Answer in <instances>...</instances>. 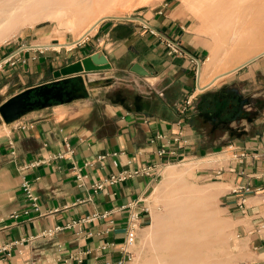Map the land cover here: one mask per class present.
I'll return each instance as SVG.
<instances>
[{
  "label": "crops",
  "instance_id": "0c3cea01",
  "mask_svg": "<svg viewBox=\"0 0 264 264\" xmlns=\"http://www.w3.org/2000/svg\"><path fill=\"white\" fill-rule=\"evenodd\" d=\"M168 41L179 45L180 55L167 48ZM72 48L74 59L65 66L99 52L111 69L78 76L85 83L84 98L23 116L20 121L33 123L32 129L14 130L16 122L0 125V246L12 244L10 256L1 255L0 264H133L122 249L130 210L142 212L147 207L145 197L168 160L222 152L217 143L247 152L242 159L224 160L213 171L222 170L220 180L227 190L224 210L235 223L241 264H264V86L257 82L259 75L264 76V60L232 72L233 83L214 87L221 77L199 91L206 49L184 9L174 2L151 7L132 19L102 21ZM134 65L148 75L132 72ZM12 90L7 97L0 93V102ZM191 95L195 97L191 109L181 113ZM238 97L246 103L243 114L233 121L236 106L231 110L227 106L236 104ZM178 133L183 145L175 157H160L157 151H170V140ZM11 138L16 141L15 157L7 145ZM64 139L74 150L72 158L36 165L61 152ZM100 155H106L104 161L84 168ZM147 166H155L157 172L107 185L97 193L91 190L92 184L110 175ZM75 167L87 176L84 188L77 186ZM24 178L32 182L39 198V212L28 217L23 214L28 203L20 190ZM238 186L251 192L233 194ZM242 197L245 203L240 209ZM12 214H19L18 219H10ZM147 217L142 214L141 227ZM57 227L61 230L51 237H38ZM129 252L133 254V249Z\"/></svg>",
  "mask_w": 264,
  "mask_h": 264
},
{
  "label": "rangeland",
  "instance_id": "374dc122",
  "mask_svg": "<svg viewBox=\"0 0 264 264\" xmlns=\"http://www.w3.org/2000/svg\"><path fill=\"white\" fill-rule=\"evenodd\" d=\"M45 1H47V3L52 2V0ZM140 1L141 0H136L129 5H127V3V6L115 8L116 12L114 13L119 14L120 17H109L103 19L102 21L132 19L140 12L148 10L151 7L161 3L164 4L174 2L175 6H180L184 9L189 22L192 24L193 32L200 36L206 49L200 71H202L207 57H209L215 50L217 51L218 59L221 60V62H217V68L215 67L216 70L218 69L219 72H222L231 67L229 65H231L232 61L227 62L225 58L228 46H220L217 48L216 40L214 39L219 35V30H222V28L205 23L206 18L212 16V13L208 12L206 7H201L202 5L199 6L198 0H151L149 3L139 7L138 3ZM208 1L213 2L214 0ZM256 6L259 8L257 9V12H259L258 17H260V22L256 24L254 31L260 33L259 38L263 39L264 0H259V2L257 0ZM6 7L8 6H4L3 9ZM200 7L202 9H200ZM5 11L7 10L4 9V12ZM4 12L0 10V63H2L0 76H3L1 79L2 82L0 83V93H2L5 97L8 96L10 89H13L11 92H14L52 78V73L54 71L59 70L64 67L67 62L73 60V53L76 49L72 47L76 45L77 42L71 46L68 45H70V43L72 44L73 41L76 40L83 29L91 22L93 17H97L99 16L98 14H100V12L97 11L91 14L89 19L84 20L81 27L72 31L71 28L65 25L66 20L69 19L67 18L69 16L68 14H66L68 16L62 15L58 19L44 17L34 20L33 16H28V14L25 15L22 12H18L19 16H21L19 24L13 25L12 23L1 21L8 17V12ZM233 17L235 21L239 19V15L236 12L233 13ZM25 18L30 19L29 21H34V23L29 24L24 22ZM102 21H100L99 24ZM238 22L239 21L235 22L234 26L236 25L237 27L232 28L231 33L233 31V33L237 32L238 34L244 31L243 28L238 27ZM41 44L68 45L54 49L35 47L36 45ZM31 57H34V59H31ZM263 60L264 55H261L241 67V69L245 70L247 69L246 67L251 66L252 63L261 62ZM39 62H42V65L39 64ZM47 63L50 65L48 69ZM237 71L234 72L236 73ZM233 73L218 80L215 84H213L214 87H222L224 84L233 83ZM210 75L212 76V74ZM210 75L207 76L210 78ZM257 80L261 86H264V76L259 75ZM3 124L4 123L0 120V125L2 126ZM225 144L227 143H217L218 146L216 148L223 146V152H221V149H218L219 151L216 152L210 151L212 153L190 157L185 159L183 162L175 161L160 168L155 185L145 197L148 217L146 223L139 230L136 244L132 248L133 254L131 253V255L133 256V264H155L153 261V239L148 238L146 235L148 233V227L152 224L154 216L164 217L167 215L168 205L165 204V201L163 200L164 195L166 192H172L178 187L175 179H167V172L169 170L183 173V179L189 186L204 190H208L210 187L214 189V192H216L217 195L212 197L210 201V209L217 213V216L222 220V225L225 226L227 231L220 257L227 261L226 264H241V261L243 260L239 253L235 250L237 242L236 234L234 233L235 223L232 221V217L224 210L225 205L223 195L227 192V190L220 179L217 180L211 178L214 175L213 170L217 167L219 168L220 164H222L224 160H228L233 157L231 150H229ZM219 186L222 187L217 189Z\"/></svg>",
  "mask_w": 264,
  "mask_h": 264
},
{
  "label": "bare ground",
  "instance_id": "6f19581e",
  "mask_svg": "<svg viewBox=\"0 0 264 264\" xmlns=\"http://www.w3.org/2000/svg\"><path fill=\"white\" fill-rule=\"evenodd\" d=\"M136 0H0V10L8 12V17L1 20L13 25L19 24L18 12L33 16L34 20L44 17L59 18L68 16L65 25L73 30L82 26L84 20L97 12L99 16L93 17L91 22L83 29L80 35L70 45L41 44L35 47L59 48L63 45L71 46L82 40L99 22L105 18H118L115 8L127 6ZM151 0H141L138 6H143ZM199 6L206 7L212 16L207 17L205 23L221 27L220 33L214 39L216 46H228L226 52L227 62L232 61L229 69L222 72L216 70L218 59L215 50L207 58L203 70L200 72L198 90H202L221 77H224L248 62L264 55V38L254 31L260 22L257 12V0H198ZM259 2V0H258ZM128 3V4H127ZM127 4V5H126ZM4 6H8L3 9ZM200 7V9H202ZM128 8V7H127ZM239 15L238 27L244 31L231 33L237 27L233 13ZM114 13V14H112ZM25 18L24 22L33 24L34 21ZM71 31V30H70ZM263 37V36H262ZM227 65V64H226ZM216 67V68H215ZM223 70V69H222ZM221 71V70H220ZM212 74V76L210 75ZM210 75V78L209 76ZM175 179L177 188L164 195L163 200L168 205L167 215L154 216L152 224L148 227L147 237L153 239V261L155 264H226L220 257L221 249L225 243L227 231L217 213L210 209L212 197L217 195L212 187L208 190L189 186L183 179V173L169 170L167 179ZM219 186L217 189L221 188ZM167 190V189H166ZM164 191V190H163Z\"/></svg>",
  "mask_w": 264,
  "mask_h": 264
},
{
  "label": "built area",
  "instance_id": "2783aa9c",
  "mask_svg": "<svg viewBox=\"0 0 264 264\" xmlns=\"http://www.w3.org/2000/svg\"><path fill=\"white\" fill-rule=\"evenodd\" d=\"M166 46L173 54H175V55L181 54V49H180L179 45L177 43H175L174 41H168L166 43ZM1 67H2V63H0V68ZM94 73H96V72H94ZM194 98H195L194 95H191L185 100V102L182 104V107H181V113H186L189 109H191V107L193 105ZM32 128H33V123L21 122L19 120L16 122V126H15L14 130H17L20 132H25V131H28ZM181 136H182V134L178 133L177 137L172 138L170 140L171 141L170 151L163 148V149H159V151H157V154L160 157H167V158L175 157L177 149L181 148V146L183 145V141L181 140ZM158 137L162 138V136H158ZM7 145H8L10 156L15 157L16 156V141L13 138H11L8 140ZM227 148L229 150H231L232 155H233L232 158L235 160L242 159V158L246 157V155H247L246 151H244V150L240 151L233 145H229ZM73 155H74L73 148L70 146L67 139H64L63 149L61 152H59L55 155H48L47 159H45L44 161H38L36 163V165H39L40 162L41 163H46V162L49 163L51 161H54L55 159L63 160L66 158H72ZM114 155H116V154H114ZM105 158H106V155H100L94 161H90V162L85 163L84 168L92 166L95 162L104 161ZM183 161H184V159L178 160L177 162H183ZM170 163H171V161L168 160V162L165 163V165L170 164ZM73 170L75 172L74 178L78 184L77 186L79 188H84L85 187V180H86L87 176L84 175L81 168L75 167ZM155 172H157V169L155 166H147V167H143L139 170H135L133 172H122V173H118L115 175H110L106 179L92 184L91 190H93L94 193H97V192H100L107 185H114V184L120 183L122 181H125L128 178L136 177L139 175L151 176ZM221 172H222V170L219 169L216 173H214L213 177H211V178H214L217 180L221 179V175H222ZM20 190L22 191V194H23L26 202L28 203V206L24 210L23 214L28 217V215L31 212L38 213L39 212V198H38V196H36L34 194V188H33L32 182L29 181L28 179L24 178L21 182ZM261 190H263V189H261ZM255 191L258 192V191H260V189H256ZM240 192L247 194V193L251 192V189H249L248 187H245V186H238L232 190L233 194H237ZM242 198L240 199L241 202L239 204L240 209L244 208V203H245V199L244 198L242 199ZM147 213H148L147 207L142 212H137L135 210H130V212H129L126 237H125V242H124L123 247H122L123 251H125L128 254V260L129 261L133 260V256L129 252V249H132L136 244L137 234H138L139 230L141 229L142 214L145 215ZM18 217H19V214H12L9 218L12 220H17ZM261 228H263V227H261ZM58 230H61V229L57 227L54 230L44 231L38 237H51L53 235V233L58 231ZM38 237H35V238H38ZM13 244H17V242H15ZM11 246H12L11 243L1 245L0 246V256L4 254L7 257H9L10 252H11ZM105 264H110V263L106 262ZM118 264H122V262H119Z\"/></svg>",
  "mask_w": 264,
  "mask_h": 264
},
{
  "label": "water",
  "instance_id": "95a60500",
  "mask_svg": "<svg viewBox=\"0 0 264 264\" xmlns=\"http://www.w3.org/2000/svg\"><path fill=\"white\" fill-rule=\"evenodd\" d=\"M110 69L106 56L99 52L66 65L52 73L54 80L49 83L29 87L19 93L11 92L8 99L0 102V120L5 125H11L34 110H44L53 104H68L82 99L86 95L85 83L78 76ZM131 71L139 76L148 75L139 65H134ZM245 103V100L238 97L236 104H228L229 110L236 106V115L231 118L233 121L243 114Z\"/></svg>",
  "mask_w": 264,
  "mask_h": 264
},
{
  "label": "flooded vegetation",
  "instance_id": "af4514ba",
  "mask_svg": "<svg viewBox=\"0 0 264 264\" xmlns=\"http://www.w3.org/2000/svg\"><path fill=\"white\" fill-rule=\"evenodd\" d=\"M234 93V92H233ZM235 99V101H237V99L236 98H234Z\"/></svg>",
  "mask_w": 264,
  "mask_h": 264
}]
</instances>
